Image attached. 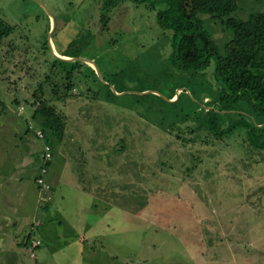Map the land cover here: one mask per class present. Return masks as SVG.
Wrapping results in <instances>:
<instances>
[{
  "label": "rangeland",
  "instance_id": "374dc122",
  "mask_svg": "<svg viewBox=\"0 0 264 264\" xmlns=\"http://www.w3.org/2000/svg\"><path fill=\"white\" fill-rule=\"evenodd\" d=\"M235 1L231 17L236 20L264 12V0ZM100 5V0H0V19L13 28L0 44V111L12 110L23 130L25 121L17 113L29 119L37 101L54 105L65 116L66 131L75 134L93 161L89 185L98 190L100 209L98 218L85 216L87 223L98 222V234L80 258L71 248L55 254L56 242L24 247L25 226L19 224L23 229L16 236L17 226L4 228L0 264H264V151L250 149L242 131L223 138L205 128L190 133L191 120L170 128L177 116L194 110L187 97L200 106L196 113L206 116L208 109L202 108L212 97L199 87L211 83L217 88L214 65L196 80L179 72L168 60L171 33L159 28L156 11L122 2L109 12L104 29ZM49 14L55 22L51 42L56 55L63 56L78 35L90 32L89 45L70 58L93 61L103 83L82 66L63 100L66 72L56 62L58 69L52 66ZM198 18L222 51L230 36L221 23L207 15ZM106 86L123 90L116 91L118 96L111 91L113 103L104 99ZM172 91L184 93L176 105L165 100ZM17 123L4 122L11 129ZM23 152L20 147L12 155ZM36 168L30 180L40 176ZM28 182L23 180L21 193L12 200L34 201V185ZM112 207H124L128 215L120 222V211L113 212L106 229ZM12 253L18 256H6Z\"/></svg>",
  "mask_w": 264,
  "mask_h": 264
},
{
  "label": "trees",
  "instance_id": "16d2710c",
  "mask_svg": "<svg viewBox=\"0 0 264 264\" xmlns=\"http://www.w3.org/2000/svg\"><path fill=\"white\" fill-rule=\"evenodd\" d=\"M125 1L156 11L159 28L171 33V53L168 60L172 67L181 73L190 74L196 80L199 74H203L211 64L214 65L213 77L217 88L214 90L211 83L199 87L203 93L210 92L212 97L202 108V111L208 109L206 116L201 118V113H196L200 106L187 97L190 104L195 105L194 110L189 116H177V122L172 123L170 128L175 130L178 124L191 120L193 128L190 133L205 128L213 136L223 138L242 131L248 147L263 152L264 12L252 14L243 22L231 17L237 8L235 0H100V21L104 29H107L111 20L109 12ZM199 15H207L213 22L219 21L230 36L222 51L203 27ZM12 32L13 28L0 19V44ZM91 37L90 32L78 35L68 45V50L63 56L78 57L80 48L89 45ZM55 60L52 66H60L63 72H66L63 79L66 95L63 100L73 89L74 73L82 66L88 69L91 78L97 79L94 70L84 63ZM55 62L59 66H56ZM103 88L106 90L105 101L113 103L116 96L112 94L109 86ZM115 90L123 91L116 88ZM174 91L167 97L169 100L174 98ZM183 94L180 93L176 101L169 103L176 105ZM33 96L36 99L35 94ZM37 102L33 118L40 120L44 141L52 148L55 142L60 143L66 136L65 116L54 105L44 101ZM29 240L30 237L24 241V247L30 246Z\"/></svg>",
  "mask_w": 264,
  "mask_h": 264
},
{
  "label": "crops",
  "instance_id": "0c3cea01",
  "mask_svg": "<svg viewBox=\"0 0 264 264\" xmlns=\"http://www.w3.org/2000/svg\"><path fill=\"white\" fill-rule=\"evenodd\" d=\"M34 110L35 108L29 119L16 114L18 118L25 121L23 130L18 125L20 121L17 123L10 115L12 110L3 108L2 112L0 111V205L1 202L4 204L0 208V250H2L0 252L4 253L2 237L7 233L4 228L7 230L17 226L16 236L22 231L23 227L21 226H25L27 233L25 234V230L22 231L21 238L30 237V243L39 241L41 245L44 240L51 244L59 243V249H53L55 254L59 250L63 253L64 250L71 248L75 251L71 254L80 258L84 253L83 251L87 249L86 244L98 234V222L87 223V219L96 216V214V218H98L100 210L97 200L98 190L89 185L92 178L90 169L93 167V161L88 158L87 151H84L75 134L72 132L69 134L66 131L64 139L60 143L55 142L51 148L52 161L47 166L45 176V180L51 187L50 200L47 203H38L39 191L37 185L35 186L38 177H33L30 180V170L37 166V175L39 176L42 149L46 142L35 139L34 135L27 129V127L36 124L38 126L36 129L41 130L40 120L34 121L35 119H32ZM7 121L17 123L16 127L11 129L9 124H4ZM12 139H16L19 143H11ZM37 142L41 143L39 148H36ZM20 147L24 150L22 155L13 156L12 152H18ZM76 159H80V161L77 163L74 161ZM15 171L18 173L17 175ZM24 179L34 185V201L31 204L24 202V199L12 200L14 195L18 196L21 193L20 187L21 185L23 187ZM18 192L20 193L18 194ZM74 195L75 201L73 200ZM69 201H71L70 204H68ZM5 206L7 207L6 210ZM68 206L71 208L69 209ZM112 210V213L105 218L106 229L111 225L110 220L114 215L113 212L116 214L117 210L120 211V222H126L127 213L124 207L122 210L112 207ZM87 215H89L88 218L85 217ZM19 224L21 226H18ZM65 225L68 227L66 228ZM34 232L39 234L41 238L36 239ZM68 236H72L71 241H74L73 243L69 242ZM73 237L78 238L74 239ZM50 247L52 249V245ZM93 248L94 246L91 247V249ZM12 255L18 256L17 253L6 256L11 258Z\"/></svg>",
  "mask_w": 264,
  "mask_h": 264
},
{
  "label": "built area",
  "instance_id": "2783aa9c",
  "mask_svg": "<svg viewBox=\"0 0 264 264\" xmlns=\"http://www.w3.org/2000/svg\"><path fill=\"white\" fill-rule=\"evenodd\" d=\"M30 130L33 131L34 135L37 139L44 141V135L41 130H35L32 126L29 127ZM41 166L39 168L40 176L36 179V185L38 187L39 195H40V202L47 203L50 200V184L47 183L44 176L47 174V166L52 161V149L51 147L44 143L42 149V160ZM41 244L39 241H32L31 242V249H35L39 247Z\"/></svg>",
  "mask_w": 264,
  "mask_h": 264
},
{
  "label": "water",
  "instance_id": "95a60500",
  "mask_svg": "<svg viewBox=\"0 0 264 264\" xmlns=\"http://www.w3.org/2000/svg\"><path fill=\"white\" fill-rule=\"evenodd\" d=\"M43 6V5H42ZM50 15V14H49ZM50 18H51V23H52V29L50 30V34H49V39H48V43H49V47L51 49V52L53 54V56L60 60V61H64V62H81V63H84L86 65H89L95 72L96 76L98 77V79L103 83V78L99 72V70L97 69V67L95 66L94 62L93 61H90V60H87V59H82V58H70V57H64V56H60V55H56L54 53V50H53V45H52V42H51V36L54 32V29H55V22H54V19L53 17L50 15ZM109 88L111 89V91L115 94V95H120L119 93H117L116 91H114L113 87L112 86H109ZM178 91H182V90H178ZM178 91L177 93L175 94L174 98L171 99V100H168V99H165L167 102H174L177 100L178 98Z\"/></svg>",
  "mask_w": 264,
  "mask_h": 264
}]
</instances>
